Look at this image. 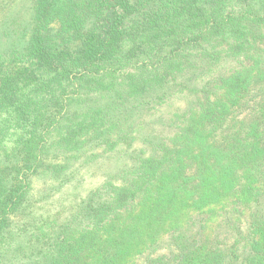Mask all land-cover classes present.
Instances as JSON below:
<instances>
[{
  "label": "trees",
  "instance_id": "obj_1",
  "mask_svg": "<svg viewBox=\"0 0 264 264\" xmlns=\"http://www.w3.org/2000/svg\"><path fill=\"white\" fill-rule=\"evenodd\" d=\"M28 1L0 51V264H264V9ZM100 157L126 163L38 225Z\"/></svg>",
  "mask_w": 264,
  "mask_h": 264
},
{
  "label": "rangeland",
  "instance_id": "obj_2",
  "mask_svg": "<svg viewBox=\"0 0 264 264\" xmlns=\"http://www.w3.org/2000/svg\"><path fill=\"white\" fill-rule=\"evenodd\" d=\"M252 4L255 10L264 9V0H253ZM29 7L30 1L28 0H0V51L7 48V46H9L11 43L17 42V35H20V33L22 32L21 29L26 23V17H28L29 15L26 12L27 8ZM7 14L12 16L14 19H6V17L8 16ZM4 22H7V24H3ZM14 29L17 31L16 35V31L10 33ZM7 34L11 35L9 36ZM232 42L233 41H231V43ZM223 48H228L227 42L223 43L222 47H219V50H222ZM226 61L227 62L223 64V70L220 71L217 69L216 73L223 72L227 75L233 70L234 66L237 65L236 61H229L228 59H226ZM179 105L182 106L181 102ZM11 147L12 145H10V148ZM96 161L97 163L93 162L90 164V166H85L81 168V175L79 176L80 179L78 182L74 181L72 183L67 184L61 190L53 192V194L49 196V198L40 201V204L32 206L33 217L36 218V223H44L46 229L50 228V221L53 217H56L55 212L56 210H58V208L60 209L61 206L65 205V210L68 209V205L69 207H71L70 205L77 203L79 201V198L84 196L89 189L94 188L96 185H99L101 183L104 178V172H114L115 168L122 166L126 163V161L122 159H116V157L113 158L112 161H105L102 157L98 158V160ZM33 188V198H38L43 195V189L41 184L36 182L33 184ZM60 204L62 205L60 206ZM68 214L69 213L67 212V215ZM212 231L213 228L208 229L207 232L208 234L210 233L211 236H213ZM8 264H22V262H10Z\"/></svg>",
  "mask_w": 264,
  "mask_h": 264
}]
</instances>
